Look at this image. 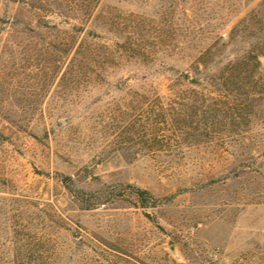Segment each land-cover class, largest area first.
Here are the masks:
<instances>
[{
	"label": "rangeland",
	"instance_id": "obj_1",
	"mask_svg": "<svg viewBox=\"0 0 264 264\" xmlns=\"http://www.w3.org/2000/svg\"><path fill=\"white\" fill-rule=\"evenodd\" d=\"M258 1L0 0V264L16 230L57 264H264V57L256 88L228 92L234 110L178 80ZM52 25L109 47L104 69L64 57Z\"/></svg>",
	"mask_w": 264,
	"mask_h": 264
},
{
	"label": "trees",
	"instance_id": "obj_2",
	"mask_svg": "<svg viewBox=\"0 0 264 264\" xmlns=\"http://www.w3.org/2000/svg\"><path fill=\"white\" fill-rule=\"evenodd\" d=\"M253 1L236 0V4L243 7ZM94 2L97 3L98 0H94ZM229 15L224 14L222 18L227 19ZM226 26L227 24H224L222 30ZM50 29L62 34L59 37V45L62 46L61 52L64 57L72 54V62H76L81 57L85 60L90 59L92 62L96 61L97 64L99 62L101 65V62L102 64L106 63V60L113 55L112 50L107 46H102V50L98 52L85 48V40H81L78 43V34L82 32L83 26H73L71 29L65 30L59 28L58 25H52ZM90 33L94 32L90 31ZM210 33L211 36L207 38V44L197 50V54L194 56L192 64H190L189 72L182 74L178 77V80H180V85L184 87L203 89L210 87L213 92H217L220 99L218 103H212L214 110H217L216 106H220V104L224 109L234 110L245 103L239 104L235 100H231L228 92L230 93L237 89L240 92L246 91L244 93L249 94L250 89L258 86V83L253 81V79L260 71V58L264 57V0H259L252 9L230 28L227 34L219 31L218 33L217 31H211ZM95 37L94 34H91L87 38L93 41ZM238 42H250V49L242 54L231 52L229 48ZM119 49L120 53L136 55L135 52H137L142 59L151 55L146 48L136 46L129 41L122 43ZM143 61L146 63L145 60ZM101 67V69H104L103 65ZM66 74L65 71L64 77ZM226 92L227 94L224 95ZM206 102L207 100L203 101L202 104L205 106ZM246 107L244 106V108ZM223 108L218 111H223ZM223 112L225 114L224 117L229 116L225 113V110ZM179 116L180 118L178 119L180 120L186 119L185 115ZM176 117L173 116L175 120H177ZM127 189L142 207L150 202H155L154 196L148 190L131 185ZM146 217L154 222V218L149 214H146ZM12 241L10 264H57L55 259L60 255V251L55 246H51L47 238L25 234L23 231L16 230L12 234Z\"/></svg>",
	"mask_w": 264,
	"mask_h": 264
}]
</instances>
